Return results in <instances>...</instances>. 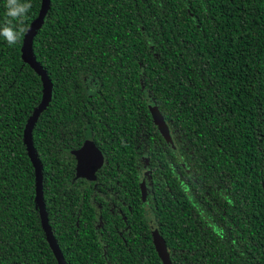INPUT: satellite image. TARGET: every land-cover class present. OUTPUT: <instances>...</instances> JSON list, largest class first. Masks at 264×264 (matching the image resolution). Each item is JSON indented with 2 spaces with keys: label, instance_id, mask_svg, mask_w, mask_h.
Returning <instances> with one entry per match:
<instances>
[{
  "label": "trees",
  "instance_id": "1",
  "mask_svg": "<svg viewBox=\"0 0 264 264\" xmlns=\"http://www.w3.org/2000/svg\"><path fill=\"white\" fill-rule=\"evenodd\" d=\"M21 3L15 43L0 37V264H59L25 137L43 0ZM32 47L51 84L33 144L67 264H164L154 228L172 264H264V0H51ZM88 131L92 178L77 171Z\"/></svg>",
  "mask_w": 264,
  "mask_h": 264
},
{
  "label": "water",
  "instance_id": "2",
  "mask_svg": "<svg viewBox=\"0 0 264 264\" xmlns=\"http://www.w3.org/2000/svg\"><path fill=\"white\" fill-rule=\"evenodd\" d=\"M50 1L51 0H43L40 14L35 19V21L32 23L31 28L25 39L24 55H25L26 62H28L39 73L44 83L43 99L29 119V122L26 127V131H25V137H26V143H27L29 154L31 156L34 167L36 169L38 203H39V209H40L41 217L43 220L44 228H45L48 240L51 244V247L53 248L56 254V257L59 261V264H67L64 254L57 244V241L54 237V233L52 231V227L49 223V218L46 212L45 200H44L43 176H42L41 165L36 155L34 144H33V128L38 118L40 117L41 113L44 111L45 107L49 103L50 96H51V84H50V80L46 72L37 63L35 59V56L33 53L32 42H33V38H34V35L38 27L41 25V23L44 21L46 17ZM150 111L162 135L165 137L169 145L173 147L174 140H173V137L170 131V127L168 123L166 122L164 115L162 114L160 109L154 104L151 105ZM76 154L78 158V166H77L78 174L80 176H85L88 178L94 177L95 172L103 163L104 157H103L101 150L95 144L91 131H88L83 146L76 152ZM142 191H143V196L146 197L147 187H146L145 182L142 183ZM153 236H154V244L164 264H172L169 251L167 249L166 241L156 228L153 229Z\"/></svg>",
  "mask_w": 264,
  "mask_h": 264
},
{
  "label": "clouds",
  "instance_id": "3",
  "mask_svg": "<svg viewBox=\"0 0 264 264\" xmlns=\"http://www.w3.org/2000/svg\"><path fill=\"white\" fill-rule=\"evenodd\" d=\"M30 3H21V0H7L6 16L7 19L2 27H0V37H3L9 45L15 43L17 32L13 29V21L21 20L30 9Z\"/></svg>",
  "mask_w": 264,
  "mask_h": 264
},
{
  "label": "rangeland",
  "instance_id": "4",
  "mask_svg": "<svg viewBox=\"0 0 264 264\" xmlns=\"http://www.w3.org/2000/svg\"><path fill=\"white\" fill-rule=\"evenodd\" d=\"M90 84L93 86V81H90ZM93 88H94V87H93ZM148 214H149V219H150V221L153 222V219L151 218V214H150V212H148Z\"/></svg>",
  "mask_w": 264,
  "mask_h": 264
}]
</instances>
